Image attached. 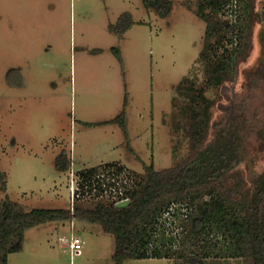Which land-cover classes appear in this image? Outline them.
<instances>
[{"label":"rangeland","instance_id":"1","mask_svg":"<svg viewBox=\"0 0 264 264\" xmlns=\"http://www.w3.org/2000/svg\"><path fill=\"white\" fill-rule=\"evenodd\" d=\"M254 1L264 15V0ZM197 6L198 0H173L171 13L160 17L142 0H0V168L7 174L0 201L8 194L26 209L69 208L70 171L121 161L142 172L143 164L163 169L185 157L189 117L175 96L189 72L205 79L198 57L207 23ZM126 11L134 22L119 34L114 26ZM261 27L257 18L236 90L259 55ZM123 110L128 138L113 121ZM62 151L72 161L67 172L55 163ZM72 236L83 240L80 254L62 247ZM114 248V236L97 223L51 221L29 228L23 250L8 262L113 264ZM179 262L187 264L166 257L122 264Z\"/></svg>","mask_w":264,"mask_h":264},{"label":"trees","instance_id":"2","mask_svg":"<svg viewBox=\"0 0 264 264\" xmlns=\"http://www.w3.org/2000/svg\"><path fill=\"white\" fill-rule=\"evenodd\" d=\"M148 9L167 17L173 0H142ZM234 0H198L195 13L207 23L198 62L205 79L186 74L177 85L175 103L184 101L188 153L171 167L156 169L143 164L137 172L129 201H78L74 209H26L8 194L0 201V264H9L11 253L23 250L26 231L51 221L82 220L97 223L112 234L113 264L128 258L183 259L187 264H223L242 259L243 264H264V23L259 32V55L242 70L241 90H236L239 64L248 56L252 26L260 12L252 0H236L238 15L227 16ZM134 20L124 12L114 26L123 34ZM114 52L120 56L119 49ZM177 104V103H176ZM128 138L125 110L113 119ZM133 153L134 150L131 148ZM71 159L66 151L55 163L67 172ZM111 161L77 170L81 176L96 173ZM7 190V174L0 168V191ZM174 201H185L190 214L183 222L181 246L149 251L158 217ZM183 264V263H175Z\"/></svg>","mask_w":264,"mask_h":264},{"label":"built area","instance_id":"3","mask_svg":"<svg viewBox=\"0 0 264 264\" xmlns=\"http://www.w3.org/2000/svg\"><path fill=\"white\" fill-rule=\"evenodd\" d=\"M237 13V2L234 0L233 6L227 7L226 14L235 20ZM70 172L72 209L78 201L109 200L116 204H124L129 201V193L136 182V176L128 166H104L89 176ZM189 214L190 206L187 202H172L157 219L153 238L148 244L149 251L152 252L155 247L159 250H164L168 246L172 249L179 248L183 240V222ZM62 247L68 249L72 255H77L82 252L83 240L79 236H72L63 240Z\"/></svg>","mask_w":264,"mask_h":264},{"label":"flooded vegetation","instance_id":"4","mask_svg":"<svg viewBox=\"0 0 264 264\" xmlns=\"http://www.w3.org/2000/svg\"><path fill=\"white\" fill-rule=\"evenodd\" d=\"M253 1V4L255 3V1L254 0H252ZM263 10H264V7H263ZM254 11H255V4H254ZM255 12H260L261 14H260V19L259 20H261L263 23H264V15H262V13H263V11L262 10H260V11H255ZM257 19H255V21H256ZM254 21V22H255Z\"/></svg>","mask_w":264,"mask_h":264}]
</instances>
